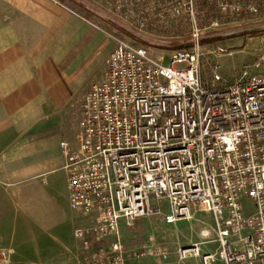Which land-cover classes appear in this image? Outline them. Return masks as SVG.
Here are the masks:
<instances>
[{
	"label": "built area",
	"instance_id": "2783aa9c",
	"mask_svg": "<svg viewBox=\"0 0 264 264\" xmlns=\"http://www.w3.org/2000/svg\"><path fill=\"white\" fill-rule=\"evenodd\" d=\"M201 2L224 17L257 16L264 6V0H108L133 35H178L188 26L190 42L164 66V57L116 37L103 81L79 103L75 145L60 144L69 207L90 220L73 232L77 264L167 260L168 249L152 236L129 245L122 228L155 216L167 225L190 221L196 207L213 227L200 232L202 244L178 248L179 262L264 264V57L232 80L216 64L205 81ZM206 244L214 251L204 252Z\"/></svg>",
	"mask_w": 264,
	"mask_h": 264
},
{
	"label": "crops",
	"instance_id": "0c3cea01",
	"mask_svg": "<svg viewBox=\"0 0 264 264\" xmlns=\"http://www.w3.org/2000/svg\"><path fill=\"white\" fill-rule=\"evenodd\" d=\"M115 38L55 0H0V224L6 213L13 217L10 233L0 236V253L5 254L8 262L22 264L19 257L25 252L30 264H77L81 251L73 232L77 227L88 225L90 220L69 207L65 159L60 144L75 145L79 120L72 140H60L57 144L63 160L58 169L65 175V201L77 216L76 226L69 236L51 230V246L45 245L49 243L41 242L35 234L37 228H34L36 221L32 213L40 195L33 179L41 174L32 175L28 158L47 148L53 137L60 135L56 121L70 103L69 88L77 87L86 76L101 70L102 77L87 87L82 101L93 85L103 81L104 63L115 48ZM55 165L51 171L58 170ZM126 231L122 228V235ZM203 242L201 238L192 245ZM164 247L170 255L167 260L147 258L127 260L125 264L195 263L178 261L177 250L183 247L181 243L170 239Z\"/></svg>",
	"mask_w": 264,
	"mask_h": 264
},
{
	"label": "rangeland",
	"instance_id": "374dc122",
	"mask_svg": "<svg viewBox=\"0 0 264 264\" xmlns=\"http://www.w3.org/2000/svg\"><path fill=\"white\" fill-rule=\"evenodd\" d=\"M73 1L84 7L92 15L90 24L104 33H107V29L115 31L120 38L147 49L154 58L164 57V66L170 64L172 52L190 42L188 26L183 30L179 28L178 35H141L139 37L133 35L126 29L125 23L113 16L107 4L108 0ZM206 9H208L206 12L208 14H205ZM201 10L204 13L201 14ZM198 15L200 28L203 31L201 35L203 52L201 70L205 81L209 80L212 68L216 64L221 65L223 77L226 80H232L236 78L243 67L250 66L259 58L264 57V35H251L264 33V30H259L264 29V6L257 16L224 17L217 12L214 4L201 2ZM210 18L216 21V26L209 25ZM255 20L262 21V23L252 22ZM256 29L258 30L255 31ZM244 32L249 35L242 34ZM218 48H222L225 54L217 55ZM101 77L102 71L99 70L91 76H86L77 87L69 88V92L72 93L70 103L65 105L64 111L57 117L56 121L57 127H60L61 130L60 135L53 137L47 148L28 158L32 175L41 174L33 179L34 185L39 188L40 195L32 213L35 221H38L34 223V228L35 226L37 228L35 234L41 242L49 243L45 244L48 246L52 244L51 233H49L51 230L57 231L61 236H67L76 226L77 219V216L66 205L63 184L65 175L61 169H58L62 166L63 160L57 144L60 140L69 141L74 137L75 126L80 117L79 101H81L87 87L98 82ZM54 163H56L55 168L58 170L51 171ZM162 212L167 214V207L162 208ZM2 217L0 236L5 237L10 233L13 217L9 213ZM209 227H213L212 217L196 207L190 221L181 220L173 225L165 224L161 216L140 219L131 230L125 232L123 238L129 245L140 244L145 241L146 237L152 236L155 241L162 243L163 246H165L166 241L173 239L175 243H181L183 247H188L192 246L193 241L201 240L199 232ZM214 249L215 244L202 246L204 252H213ZM10 252L12 251L10 250ZM25 257L26 254L23 252L19 260L23 262L22 264H30L27 263ZM0 264H14V262L2 261L0 253Z\"/></svg>",
	"mask_w": 264,
	"mask_h": 264
},
{
	"label": "trees",
	"instance_id": "16d2710c",
	"mask_svg": "<svg viewBox=\"0 0 264 264\" xmlns=\"http://www.w3.org/2000/svg\"><path fill=\"white\" fill-rule=\"evenodd\" d=\"M55 1H57L61 5L66 6L67 8H69L70 10H72L73 12H75L76 14L82 15V17L84 19H86L87 21H89L92 18L91 17L92 15L86 9H84V7H82L81 5L77 4L73 0H55ZM207 11H208V9L205 10V14H208V13H206ZM200 12L201 13H204L202 10ZM107 33L109 35L114 36V37L120 38L119 34L116 33L113 30H110V29L108 30L107 29Z\"/></svg>",
	"mask_w": 264,
	"mask_h": 264
}]
</instances>
